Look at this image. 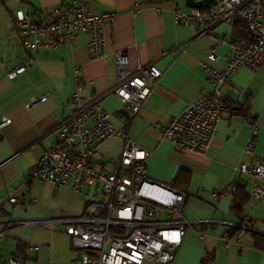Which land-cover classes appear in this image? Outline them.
I'll return each instance as SVG.
<instances>
[{"label":"crops","instance_id":"1","mask_svg":"<svg viewBox=\"0 0 264 264\" xmlns=\"http://www.w3.org/2000/svg\"><path fill=\"white\" fill-rule=\"evenodd\" d=\"M19 1L22 5L14 10L3 2L8 15L9 10L35 9L47 20L49 11L62 0ZM79 1L95 14L115 12L113 21L103 26V57H90L86 48L89 33L81 29L71 42L28 50L13 29L10 15L11 35L0 41V115L10 117L0 127V258L21 255L26 264H64L81 253L65 232V218L84 211L90 195L98 192L95 184L83 183L76 191L68 186L54 188L49 181H28L30 165L56 142L57 124L71 109L69 99L78 91L82 101L95 96L98 106L109 112L113 126L126 128L131 139L150 151L146 159L150 178L184 186L183 211L191 225L185 229L172 264H203L209 252L212 264H264V246L253 237V233L264 236V197L250 196L252 185L259 181L237 168L243 159L264 160V68L240 65L234 71L232 82L241 92L237 94L234 86L225 87L228 106L204 151L175 148L152 124L167 121L211 89L203 61H210L207 55L214 35L237 36L234 28L238 25L222 22L212 33L196 35L191 23H176L173 18L175 5L184 10L191 7L186 0H73ZM118 51L125 52L130 68L152 62L161 70L134 118L109 91L116 81ZM228 51L227 43L220 42L215 47L217 57L210 63L223 67ZM19 65L24 69L9 77L7 73ZM31 90L49 94L26 106V93ZM242 103L245 108L239 111ZM248 111L257 130L250 153L244 151L253 127ZM126 117L132 118L129 127ZM90 123L88 119L86 124ZM121 148L120 138L104 140L96 166L112 169ZM235 180L247 195L238 210L233 207L234 193L214 194ZM12 195H19L20 203L10 202ZM243 221L249 227L240 226ZM236 228L241 229L239 235L226 243L225 235Z\"/></svg>","mask_w":264,"mask_h":264},{"label":"built area","instance_id":"2","mask_svg":"<svg viewBox=\"0 0 264 264\" xmlns=\"http://www.w3.org/2000/svg\"><path fill=\"white\" fill-rule=\"evenodd\" d=\"M49 14L47 20L39 22L32 12L15 10L14 27L28 50L71 42L75 31L81 29L89 33L86 48L90 57L104 56L103 26L113 21L114 11L95 14L84 2L62 0ZM173 18L176 23H191L196 35L212 33L222 22L240 23L249 31L247 37L214 35L208 59H216L215 47L220 42H226L229 51L221 68L203 61L211 89L167 121L152 123L175 148L204 151L227 108L225 87L234 86L237 94L241 92L233 85L234 71L240 65L251 70L264 68V0H215L208 7L186 10L175 5ZM23 69L24 66L19 65L7 74L13 77ZM160 76L161 70L152 62L130 68L125 52L118 51L116 81L109 91L119 97L134 118ZM48 94V91L31 90L26 93L24 104L29 106L45 100ZM95 100L96 97L91 96L82 101L78 91L71 95V109L57 124L56 142L43 151L28 172L29 182L49 181L57 189L68 186L80 191L83 183L95 184L98 189L90 195L80 215L65 218V232L71 236L72 243L81 248V253L64 264H172L185 229L191 225L183 211L187 193L147 175L146 159L150 151L131 139L127 130L114 127L108 118L109 112L100 108ZM88 119L90 124H86ZM9 121L8 115H0V127ZM251 124L253 127L244 146L246 153L252 151L256 142L255 122ZM109 137L120 138L122 148L112 169L107 171L96 163L102 156L100 144ZM237 168L259 181L252 185L250 196L263 198L264 160L243 159ZM9 201L17 205L20 196L12 195ZM29 222L41 221H19ZM224 241L227 243L230 239L225 236ZM210 256H205L203 264H212ZM0 264L26 262L21 255H11L0 258Z\"/></svg>","mask_w":264,"mask_h":264},{"label":"trees","instance_id":"3","mask_svg":"<svg viewBox=\"0 0 264 264\" xmlns=\"http://www.w3.org/2000/svg\"><path fill=\"white\" fill-rule=\"evenodd\" d=\"M0 2H4V0H0ZM58 5V4H57ZM56 6V5H55ZM10 12V16L12 17V22H13V16H14V12H12L11 10H9ZM32 13L35 17H37L38 21L41 22V20H43L42 18V13L38 10H35V9H32ZM50 15V14H49ZM238 26H236V28H234V32L235 30L238 29V33H237V36H244V37H247L249 35V31L242 25V24H237ZM13 29L19 34V32L15 29L14 27V23H13ZM20 35V34H19ZM21 36V35H20ZM21 39V37H20ZM226 101V99H225ZM227 103V101H226ZM228 104V103H227ZM239 105V111H243L244 110V104H238ZM228 106V105H227ZM247 116H248V120L250 121V123H254L255 122V118L253 116H251L250 112L248 111L247 112ZM125 123L126 125H130L131 121H132V118L131 117H126L125 118ZM125 130H127L126 128H123ZM128 131V130H127ZM185 179H186V176H185ZM170 184L171 186L181 190V191H185L183 189L184 186L181 185H176L175 186V183H168ZM238 186V180H235L232 184L218 190L219 192L217 194H223V192H232L234 193V208H236L238 210V208L242 206V204L244 203V201L247 199V195L245 192L242 191L241 188H237ZM237 188V189H236ZM186 192V191H185ZM240 210V209H239ZM240 226H247V222L246 221H243L241 222ZM241 231V229H238L236 228L233 232L231 233H227L225 236H227L230 240L233 239L234 236L236 235H239V232ZM253 237L255 239V242L261 246H264V236L263 235H259V234H254L253 233ZM211 254L210 252L207 253V255ZM210 259L212 260V255L210 256Z\"/></svg>","mask_w":264,"mask_h":264},{"label":"rangeland","instance_id":"4","mask_svg":"<svg viewBox=\"0 0 264 264\" xmlns=\"http://www.w3.org/2000/svg\"><path fill=\"white\" fill-rule=\"evenodd\" d=\"M4 1L5 3H7V6L12 10L22 5L19 0H4ZM9 34L11 35V20L5 6L3 5L2 2H0V41H5L7 38H9Z\"/></svg>","mask_w":264,"mask_h":264},{"label":"water","instance_id":"5","mask_svg":"<svg viewBox=\"0 0 264 264\" xmlns=\"http://www.w3.org/2000/svg\"><path fill=\"white\" fill-rule=\"evenodd\" d=\"M215 0H186V3L191 7H208L210 4L214 3Z\"/></svg>","mask_w":264,"mask_h":264},{"label":"bare ground","instance_id":"6","mask_svg":"<svg viewBox=\"0 0 264 264\" xmlns=\"http://www.w3.org/2000/svg\"><path fill=\"white\" fill-rule=\"evenodd\" d=\"M237 25V24H236Z\"/></svg>","mask_w":264,"mask_h":264}]
</instances>
